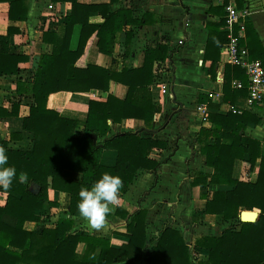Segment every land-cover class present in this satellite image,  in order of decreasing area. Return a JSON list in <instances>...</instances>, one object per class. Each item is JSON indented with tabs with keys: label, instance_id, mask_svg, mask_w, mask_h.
I'll list each match as a JSON object with an SVG mask.
<instances>
[{
	"label": "trees",
	"instance_id": "obj_1",
	"mask_svg": "<svg viewBox=\"0 0 264 264\" xmlns=\"http://www.w3.org/2000/svg\"><path fill=\"white\" fill-rule=\"evenodd\" d=\"M1 1L9 2L11 11L16 7L18 10L24 8L25 4L24 0ZM68 1L72 2L73 8L63 33L49 34L45 38L52 42V54L42 55L32 79H21L17 88L20 96L26 94L33 98L30 115L23 123L24 130L33 134V147L31 150H15L9 147L8 142H1V148L8 156L5 166L16 169V178L9 187L6 204L0 205V264H119L137 259L147 247L144 210L131 219L128 217V242L118 245L105 237L74 233V220L71 218L60 219L56 227L44 228L40 232L25 227L27 222L41 220L38 212L45 205H56L49 200L50 190L68 193L71 214L79 215L77 205L82 189L90 190L103 174L110 173L122 178L121 192H127L140 169L158 171L161 162L150 158V155L154 150L168 146L167 142L154 137L158 132L153 131L154 119L160 109L153 102L150 88L154 83L155 64L166 61L168 57L167 46L160 44L148 50L144 65L138 69L125 67L122 72H114L93 65L89 62V55L95 40L98 39L100 52L110 55L118 33L122 35L121 54L127 57L134 34L125 31V27L139 21L131 18L130 10L111 13L107 4ZM116 1L112 0L113 3ZM96 11L105 19L101 26L89 21L90 14ZM225 16L217 26L207 24L210 30L207 58L215 52L219 56L221 46L228 41L227 34L220 31V27L226 25ZM77 25L82 28L78 45L73 49L71 41ZM10 39V34L0 35L2 76L21 73L19 63L23 58L10 55ZM254 54L252 58L261 59L264 65V59ZM214 58L212 56L213 64L216 63ZM235 69L228 70L227 92L231 90L230 74L242 70L240 67ZM112 82L115 83V91L108 95L106 101L91 99L90 93L94 90L109 92ZM75 96L87 98V110L68 108ZM19 106L16 104L11 113L5 112L6 115L16 116ZM218 118L229 122L236 115H218ZM127 119L143 120L154 136L145 138L141 131L111 136V122L121 124ZM240 130L241 127L234 130L232 144H223L216 137L213 145L206 143L202 146L201 153L215 172L212 175L199 173L193 185L209 183L218 187L213 199L207 202L206 212L220 216L222 220H239L241 209L259 211L260 214L253 223L239 220L221 236L199 237L194 248L196 251L205 250L206 259L199 260L198 264H264V159L253 179H233L234 161L238 158L244 160L251 171L261 152V142L243 137ZM202 133H209V130L203 129ZM19 137V134L13 135V139ZM106 149L117 152L113 166L101 162ZM246 155L249 160H245ZM66 170L80 173L81 180L65 178ZM22 173L28 176V184L20 182ZM34 183L41 187L38 194L30 190ZM156 241L157 245L148 253L147 264H194L191 248L179 231L163 228ZM80 242L87 245L83 255L77 252Z\"/></svg>",
	"mask_w": 264,
	"mask_h": 264
},
{
	"label": "crops",
	"instance_id": "obj_2",
	"mask_svg": "<svg viewBox=\"0 0 264 264\" xmlns=\"http://www.w3.org/2000/svg\"><path fill=\"white\" fill-rule=\"evenodd\" d=\"M24 1V8L18 10L16 7L12 11L9 2H0V35L10 34V55L23 58L19 63L20 75H0V148L1 142L6 141L15 150H31L33 147V134L23 128L24 119L30 115L33 98L26 94L20 96L17 92L18 84L21 79H32L42 55L52 54V42L45 38L49 34L63 33L66 19L72 14L73 8L72 2L68 0ZM78 1L88 5L107 4L111 13L130 10L131 18L139 21L125 27V31L134 34L127 57L121 54L122 35L118 33L112 43L110 55L101 53L97 45L98 39L95 40L89 55L91 64L114 72H122L125 67L138 69L144 65L148 50L155 49L160 44L167 46L168 57L166 61L155 64L154 77L156 69L164 65L172 70L173 79L170 84L173 97H163L157 101L154 92L158 88L154 85L150 87L153 102L160 109L155 115L153 130L158 132L155 136L152 135V130L146 127L143 120L127 119L121 124L111 122L110 135L141 131L143 137H157L167 142L168 146L151 153L150 158L161 162L160 168L155 173L147 169L137 172L128 191L120 192L118 202L110 205V213L102 229L90 228L80 214L73 216L70 211V195L56 190L49 191V200L56 205H45L38 212L41 220L27 222L25 227L40 232L44 228L56 227L60 219L71 218L74 220V233L105 237L118 245L128 242V217L131 219L134 214L144 210L146 250L137 259L119 264H147L148 253L157 245L156 237L163 228L181 233L191 248L194 264H198L199 260L206 259V251L195 250L197 239L203 236H221L224 230L241 221L240 216L239 220L225 221L220 216L206 212L207 202L213 199L218 187L209 183L193 185L199 173L212 175L215 172L207 164L206 156L201 153L202 146L206 143L213 145L216 137L223 144H232L234 130L241 127L243 137L261 142V152L251 171L245 166L244 160L236 159L233 163V179H253L264 159V102L256 106L249 105V81L242 68L240 69L243 71L230 74L231 90L225 91L228 70L231 72L238 66L234 67L228 62L222 51L224 44L219 56L215 52L207 58L210 37L207 24L219 25L226 15L225 5L233 0H117L114 3L112 0ZM235 2L239 10L250 12L247 18L249 29L248 32L246 30L242 44L249 48L251 58L254 52V56L264 59V0ZM89 21L101 26L105 19L96 11L90 14ZM141 21L144 24L141 25ZM81 28V25H77L74 29L71 41L73 49L78 45ZM220 31L225 32L228 38L226 25L221 26ZM212 56L216 59L215 64ZM237 81L242 82L244 88H236L234 82ZM115 87L112 82L109 92L94 90L90 97L106 101ZM157 94L160 97L159 90ZM87 103V98L75 96L68 108L85 111ZM16 104H20L18 114L7 116L5 112L11 113ZM233 109L241 111L234 112ZM228 114H234L236 118L229 122L218 118V115ZM203 129L209 130V133L201 134ZM215 133L216 136L213 135ZM14 134H19V139H13ZM114 152L110 153L107 149L103 151V165H115L117 152ZM248 158L246 155L245 160H249ZM64 177L74 181L81 180L80 173L68 170L64 172ZM24 183L28 184V180ZM34 184L30 186L31 191ZM9 193V188L0 187L1 206L6 204ZM245 210L247 209H241V212ZM86 249L84 242L77 246V252L81 255ZM99 251L97 250L98 253Z\"/></svg>",
	"mask_w": 264,
	"mask_h": 264
},
{
	"label": "built area",
	"instance_id": "obj_3",
	"mask_svg": "<svg viewBox=\"0 0 264 264\" xmlns=\"http://www.w3.org/2000/svg\"><path fill=\"white\" fill-rule=\"evenodd\" d=\"M52 8V6H50ZM225 22L228 30V41L223 46V54L228 62L234 66L242 68L249 81L248 102L250 106H256L264 102V65L259 59H252L249 48L242 44L246 37L247 18L250 15L248 10H239L235 0L225 5ZM183 43V42H181ZM167 65V64H166ZM169 67H160L154 77L153 85L158 88L160 99L163 97H173L172 87L165 77ZM236 88H244L242 82H234ZM240 112L241 109H233Z\"/></svg>",
	"mask_w": 264,
	"mask_h": 264
},
{
	"label": "clouds",
	"instance_id": "obj_4",
	"mask_svg": "<svg viewBox=\"0 0 264 264\" xmlns=\"http://www.w3.org/2000/svg\"><path fill=\"white\" fill-rule=\"evenodd\" d=\"M7 163V153L5 149L0 148V187L4 189H8L16 178V169L12 166L6 167ZM19 180L21 183L27 182L28 176L22 173ZM122 187L123 181L120 176L105 173L90 190L80 191L78 211L90 228L100 230L105 226L106 217L110 213V205L118 202Z\"/></svg>",
	"mask_w": 264,
	"mask_h": 264
},
{
	"label": "water",
	"instance_id": "obj_5",
	"mask_svg": "<svg viewBox=\"0 0 264 264\" xmlns=\"http://www.w3.org/2000/svg\"><path fill=\"white\" fill-rule=\"evenodd\" d=\"M94 141H97V137H94ZM32 192L38 194L40 192V186L34 184L32 186ZM259 214L260 213L255 210H245L241 212L240 219L242 222L253 223L258 219Z\"/></svg>",
	"mask_w": 264,
	"mask_h": 264
},
{
	"label": "rangeland",
	"instance_id": "obj_6",
	"mask_svg": "<svg viewBox=\"0 0 264 264\" xmlns=\"http://www.w3.org/2000/svg\"><path fill=\"white\" fill-rule=\"evenodd\" d=\"M158 70V68L156 69V71ZM165 77H166V79H167V81H169V82H171L172 81V79H173V73H172V70H169V72H168V70H167V72L165 73ZM155 90H157L156 88H155ZM156 93V94H155ZM158 90L157 91H155L154 92V94H155V100H157V101H159L158 99H159V97H158ZM108 151H110V153H115L114 152V150L113 149H107Z\"/></svg>",
	"mask_w": 264,
	"mask_h": 264
}]
</instances>
